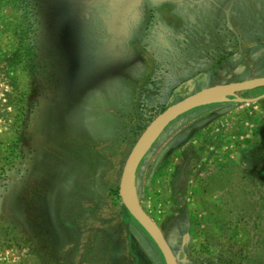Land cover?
I'll return each mask as SVG.
<instances>
[{
    "label": "rangeland",
    "instance_id": "1",
    "mask_svg": "<svg viewBox=\"0 0 264 264\" xmlns=\"http://www.w3.org/2000/svg\"><path fill=\"white\" fill-rule=\"evenodd\" d=\"M259 78L264 0H0V264H167L125 164L171 106ZM263 95L180 115L139 158L179 264H264Z\"/></svg>",
    "mask_w": 264,
    "mask_h": 264
},
{
    "label": "water",
    "instance_id": "2",
    "mask_svg": "<svg viewBox=\"0 0 264 264\" xmlns=\"http://www.w3.org/2000/svg\"><path fill=\"white\" fill-rule=\"evenodd\" d=\"M259 88H264V78L227 85H219L192 95L184 99L183 101L171 106L163 114L158 116L146 129V131L143 133L134 149L132 150L122 174L120 196L128 211L148 232V234L157 244L165 257L167 264H179L177 257L175 256L160 226L148 215V213L142 207L132 191L134 172L139 158L150 145L153 138L180 115L194 110L217 97L235 96L239 93L252 91ZM262 100H264V95L256 98L253 101L259 102Z\"/></svg>",
    "mask_w": 264,
    "mask_h": 264
},
{
    "label": "trees",
    "instance_id": "3",
    "mask_svg": "<svg viewBox=\"0 0 264 264\" xmlns=\"http://www.w3.org/2000/svg\"><path fill=\"white\" fill-rule=\"evenodd\" d=\"M53 226H54V224L51 225V223H48V222H45V223H44V222H43V227H44V228L41 227V228H42V231H43L42 233H43V234H47V232H48V234H51V233H50V228H49V227H53Z\"/></svg>",
    "mask_w": 264,
    "mask_h": 264
},
{
    "label": "flooded vegetation",
    "instance_id": "4",
    "mask_svg": "<svg viewBox=\"0 0 264 264\" xmlns=\"http://www.w3.org/2000/svg\"><path fill=\"white\" fill-rule=\"evenodd\" d=\"M239 59V58H238ZM259 98V97H258Z\"/></svg>",
    "mask_w": 264,
    "mask_h": 264
}]
</instances>
